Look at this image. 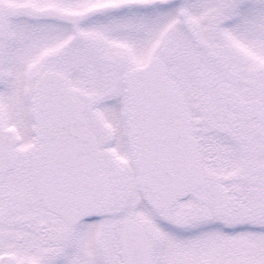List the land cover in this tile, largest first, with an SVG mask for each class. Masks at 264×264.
<instances>
[{"label": "snow or ice", "instance_id": "1", "mask_svg": "<svg viewBox=\"0 0 264 264\" xmlns=\"http://www.w3.org/2000/svg\"><path fill=\"white\" fill-rule=\"evenodd\" d=\"M0 264H264V0H0Z\"/></svg>", "mask_w": 264, "mask_h": 264}]
</instances>
